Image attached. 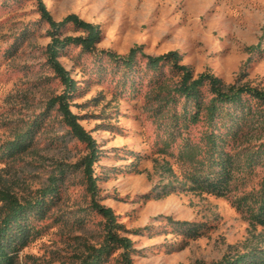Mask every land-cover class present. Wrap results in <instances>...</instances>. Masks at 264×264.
Returning <instances> with one entry per match:
<instances>
[{"label":"rangeland","instance_id":"rangeland-1","mask_svg":"<svg viewBox=\"0 0 264 264\" xmlns=\"http://www.w3.org/2000/svg\"><path fill=\"white\" fill-rule=\"evenodd\" d=\"M44 2L56 20L76 13L101 27L96 53L69 46L60 61L79 85L71 108L100 149L99 200L113 209L124 225L121 233L133 240L135 264H213L264 247V220L253 213L260 207L264 165L235 170L222 195L193 188L208 172L201 141L205 126L178 132L167 113L157 114L155 81L164 76L168 84L176 82L171 67L148 70L139 54L137 65L126 70L99 55L101 50L126 55L134 46L152 55L178 50L195 75L209 71L226 84L264 88V0ZM48 29L37 0H0V207L4 192L31 198L57 165L75 164L88 152L58 109L48 106L64 90L47 63ZM79 33L71 25L64 30ZM253 45L258 47L250 52ZM33 121L41 124L32 146L4 155L5 144ZM252 133L231 141L230 150L258 143L260 133ZM177 222L193 223L201 235L188 234ZM34 226L38 232L10 264H79L88 245L103 241L104 219L90 208L82 169L66 176L47 217ZM117 256L106 264H119Z\"/></svg>","mask_w":264,"mask_h":264},{"label":"trees","instance_id":"trees-1","mask_svg":"<svg viewBox=\"0 0 264 264\" xmlns=\"http://www.w3.org/2000/svg\"><path fill=\"white\" fill-rule=\"evenodd\" d=\"M37 6L41 19L49 25L47 34L50 41L45 51L47 63L64 84V90L52 97L48 106L58 109L72 136L85 144L88 152L75 164L57 165L48 184L38 189L31 198L20 199L13 193H3V204L0 207V264H10L15 253L30 243L38 232L34 221L47 217L66 176L77 168L84 173L90 208L102 216L105 229L103 241L98 245H88L79 264H106L115 253H118L119 264H135L132 257L133 240L121 233L125 228L113 209L99 200V178L95 174V164L100 158V149L97 140L84 128L80 123V116L71 108L79 85L60 61L62 52L69 46H80L85 52L96 53L97 44L102 38L101 27L76 13L56 20L44 0H37ZM69 25L80 33L64 34ZM257 47L258 45H253L248 50L252 52ZM102 54L112 58L126 70H132L137 65L138 55L141 54L146 59L148 70L157 72L169 65L174 76L178 77L172 85L168 84L164 76L159 77L153 91L160 101L157 114L167 113L168 123L174 130L186 132L191 126L204 123L201 141L206 149L205 163L208 172L195 179L193 188L202 187L222 195L233 180L235 170H250L257 165H264V88L249 84H226L209 71L195 75L193 69L182 62V55L178 50L152 55L143 53L141 46H134L126 55H118L109 50H101L99 55ZM40 124L39 121H33L15 139L7 142L3 154L14 156L28 150ZM247 127L252 128L244 132ZM253 130L260 133L256 136L258 143L230 150L231 141L240 142L243 137L253 134ZM252 137L255 138L254 135ZM257 194L260 206L258 211H254L255 206L252 207L247 200L245 205L264 220V180ZM177 223L188 234L195 237L201 235L199 228L193 223ZM213 264H264V247H253L233 257L225 256Z\"/></svg>","mask_w":264,"mask_h":264}]
</instances>
